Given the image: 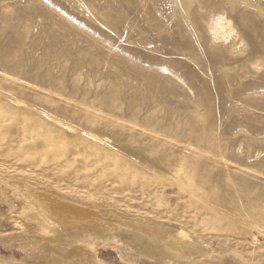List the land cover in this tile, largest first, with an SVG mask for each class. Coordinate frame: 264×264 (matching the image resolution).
Masks as SVG:
<instances>
[{
    "label": "rangeland",
    "instance_id": "1",
    "mask_svg": "<svg viewBox=\"0 0 264 264\" xmlns=\"http://www.w3.org/2000/svg\"><path fill=\"white\" fill-rule=\"evenodd\" d=\"M0 264H264V0H0Z\"/></svg>",
    "mask_w": 264,
    "mask_h": 264
},
{
    "label": "bare ground",
    "instance_id": "2",
    "mask_svg": "<svg viewBox=\"0 0 264 264\" xmlns=\"http://www.w3.org/2000/svg\"><path fill=\"white\" fill-rule=\"evenodd\" d=\"M212 31H213V35L217 38V39H219V40H224V41H227V42H232V41H235V39H236V33H235V31H234V29H233V27H232V25H231V22L228 20H226L223 16H220V17H217L214 21H213V23H212ZM40 197H41V195H40ZM47 200H50L52 203L53 202H58V200L56 199V198H53V197H51V196H44ZM44 198V199H45ZM42 199V198H41ZM49 201V202H50ZM51 205H53V204H47V208H48V212H49V214L51 215V217L53 218V219H55V220H57L58 222H61L63 225H66V224H74V222H76V221H80L82 218L81 217H83V216H85V215H82L83 213H86V212H84L83 210H82V212H80V213H82L81 215L82 216H76L75 214V216H73V215H70V214H72V213H74V211L73 210H75V209H77L76 207H74V206H72V205H66V206H68L69 208H68V210H71L70 211V214H69V211L67 212V210L65 211V212H63V213H57L53 208L51 209L50 208V206ZM67 208V207H66ZM78 211V210H77ZM72 212V213H71ZM88 213H89V211H87ZM92 212V211H91ZM79 213V212H78ZM88 213H87V215H88ZM78 215H80V214H78ZM85 220L87 221V220H89V217H87L86 216V218L84 219V222H85ZM76 224V223H75Z\"/></svg>",
    "mask_w": 264,
    "mask_h": 264
}]
</instances>
